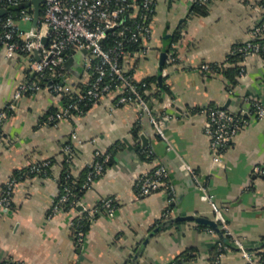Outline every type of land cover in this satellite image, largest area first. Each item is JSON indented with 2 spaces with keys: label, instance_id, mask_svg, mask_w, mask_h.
<instances>
[{
  "label": "crops",
  "instance_id": "crops-1",
  "mask_svg": "<svg viewBox=\"0 0 264 264\" xmlns=\"http://www.w3.org/2000/svg\"><path fill=\"white\" fill-rule=\"evenodd\" d=\"M155 1L152 34L123 59L122 67L140 83L159 78L164 50L174 54L175 60L166 63L161 74L166 90L163 100L171 102L167 140L135 105H114L120 89L82 114L43 127L42 119L50 112L64 110L63 96L48 87L25 94L17 110L0 125V195L12 177L32 164L50 161V175L20 178L12 208H0V263L213 264L220 233L196 222L167 225L144 245L155 229L178 216L215 221L209 196L248 250L254 252L264 241V176L255 173L256 167H264V119L249 118L221 162L214 160L205 132L208 108H224L238 115L251 102L264 103V56L253 54L242 61L244 73L234 87L223 73L234 47L252 39L262 17L263 0H211L194 13L192 8L199 0ZM86 56L82 52L72 56L65 84L68 93L90 80ZM29 71L27 56L8 58L0 50V112L27 81ZM160 102L154 100L155 111H162ZM68 145L75 150L74 177L85 175L96 151L107 154L115 149L113 162L83 193L79 205L50 217L62 193L59 181ZM148 149L151 153L142 152ZM184 163L195 170L207 193L181 168ZM161 165L175 186L172 203L164 192L139 197L140 177ZM108 198L117 201L114 216L98 209ZM84 208L98 212L89 222L84 247L78 248L72 222ZM168 210L171 215L166 219ZM219 264L248 261L232 247Z\"/></svg>",
  "mask_w": 264,
  "mask_h": 264
},
{
  "label": "built area",
  "instance_id": "built-area-1",
  "mask_svg": "<svg viewBox=\"0 0 264 264\" xmlns=\"http://www.w3.org/2000/svg\"><path fill=\"white\" fill-rule=\"evenodd\" d=\"M138 1V0H137ZM134 0H44L41 4V15L37 26H34V5L31 0H0V10L6 13L0 17V49H4L8 58L27 56L30 64L29 73L38 80L25 81L15 91L12 101L0 112V125L19 107V101L25 94L37 92L41 85L40 79L52 80L49 89L59 96H68L66 86L55 81L68 76L66 63L72 51H86V68L90 72V80L84 95L77 103L84 105L94 104L105 96L111 95L119 89L122 93L116 98V106L133 104L140 115H147L155 132L167 140L165 135L166 124L171 119L168 108L171 106L169 99L160 102L161 112L155 111L150 102L144 97L134 78L127 74L121 65L122 58L127 54L125 42L139 44L142 39L149 38L152 34L151 18L156 6L155 0H140L141 4ZM31 3L28 8L21 9L15 15L13 8H20L22 4ZM208 3L209 0H201ZM139 12L132 14V10ZM262 17L252 32V39L233 50V53H242L245 57L253 54L264 53V4H261ZM129 13V25L122 24L123 17ZM118 27V28H117ZM121 27V29H120ZM116 28V29H114ZM114 29V30H113ZM110 36L117 37V43L107 48L104 43ZM47 39V43L44 40ZM70 52V54H68ZM175 60L173 53H169L166 60L171 64ZM208 69L207 66H203ZM244 69L241 72L243 75ZM71 100L75 96L70 95ZM76 101L69 104L63 111L51 114L44 120L41 126L57 123L64 119L73 118L71 110L82 114ZM208 126L206 134L210 140V148L215 153L214 160L222 161V155L228 150L243 126L248 123L249 118L264 119V103L251 102L248 108L243 109L238 115L224 108L211 107L206 110ZM66 161L72 167L75 150L71 145L66 146ZM151 153V151H149ZM110 154L100 151L95 152V160L89 166V172L82 190L92 187L96 179L106 171V165L110 162ZM50 161L32 164L19 175L12 177L4 186L0 195V208L10 210L13 203V194L20 178L32 175L49 177ZM182 169L187 170L201 189L207 193V187L201 183L198 174L188 164H183ZM255 173L264 176V167H256ZM70 175L67 176L63 191L59 199L51 209L50 217L57 215L70 207L79 205L75 200L76 194L70 186ZM140 196H150L158 192H164L169 202L176 200L175 186L171 181L170 173L165 166H158L154 170L143 174L137 183ZM208 195V194H207ZM209 196V195H208ZM214 212V220L220 230L226 236H230L232 246L241 252L247 259L248 264H263L262 254L264 246L254 252L248 250L243 239L236 237L230 230L229 224L221 208L209 196ZM118 204L115 198L102 201L99 210L108 216H114ZM98 209H83V213L72 222L75 244L83 248L86 240V231L83 221L94 219ZM171 211L168 210L165 218H170ZM230 247L221 241L213 264H219L225 251ZM0 264H22L20 262L5 261Z\"/></svg>",
  "mask_w": 264,
  "mask_h": 264
},
{
  "label": "trees",
  "instance_id": "trees-1",
  "mask_svg": "<svg viewBox=\"0 0 264 264\" xmlns=\"http://www.w3.org/2000/svg\"><path fill=\"white\" fill-rule=\"evenodd\" d=\"M139 4H141L140 0L137 1ZM209 2H211V0H209ZM208 2V3H209ZM261 4H264V0L261 2ZM29 5H31V3H26V6L23 7V9L25 8H28ZM200 5H204L203 2H201V0H199L192 8V12H201L203 10L204 7L200 6ZM22 8H13L12 9V12L17 15L20 10ZM154 10H155V7H154ZM139 12L138 10H132V14L134 13H137ZM155 12V11H154ZM154 13L152 14V17H153ZM152 19V18H151ZM125 25H129L131 23L130 19L126 20L125 21ZM121 29V27H120ZM2 31V28H0V33ZM117 37L116 36H110L109 39L104 43V45L107 47V48H111L113 46H115V44L117 43ZM125 45V49L127 51V54L122 58L121 60V65L123 64L122 61L123 59L126 58L127 55H132L133 53H135V51H137L139 49V44H132V43H129L128 41H126L124 43ZM244 43H241V44H237L234 49L240 47V46H243ZM2 49V48H1ZM0 49V50H1ZM233 49V50H234ZM68 54H70V52H68ZM261 55L264 56V53L261 52ZM246 57L242 54V53H239V52H236V53H231L229 59H228V62L225 64L224 68H223V73L224 75L229 79V81L231 82V85L234 87L236 85H238L239 83V80L238 78L240 77L241 75V72L243 70V66L241 65L242 61L245 59ZM127 74H130L132 76L131 73H127ZM69 75V73H68ZM133 77V76H132ZM38 80V77L37 78H34L30 73H28V77H27V80L29 81H32V80ZM58 82L60 84H66L67 83V80H66V77L65 78H62V79H59L57 81H55V83ZM134 82L137 84V86L139 87L140 91L142 92V94L144 95V97L153 105L154 103V100H159V101H162L164 99V95H165V86L163 83H160L159 81V78L158 77H151V78H147L146 80H144L143 82H136V80L134 79ZM39 84L41 85V87H49V85L52 84V80L50 79H46V78H42L40 79L39 81ZM87 86L88 84L86 85H82L80 84V87L78 89H75L72 93H68L67 95L68 96H64L63 97V101L65 103L64 107L66 108L69 104L73 103L76 101H78L79 98H81L84 93L86 92V89H87ZM70 95H73L75 96V100H71L70 99ZM78 107L80 108V110H82V113L85 112L88 108H90L93 104L90 103L88 105H84L82 102L80 103H77ZM64 108V109H65ZM73 114H78L77 112L78 111H75V110H71ZM58 111H54V112H50L49 115L51 114H55L57 113ZM47 115L44 119H42V122L44 120L47 119V117L49 116ZM139 130V127L137 128L136 132ZM114 151L115 149L111 150L110 152H108L107 154H110L111 156V159H110V162L106 165V169L112 164L113 162V156H114ZM149 151L148 150H142V152L144 154H147ZM51 168V166H50ZM50 171V169H49ZM88 172H89V168H87L86 172H85V175L82 176V177H74L73 173H72V168L71 166L67 163V161L65 160L64 163H63V172H62V176L60 178V187H61V190L63 191V186H64V183L66 182V178L68 175H70V186L73 190V192L76 194V197H75V200L79 201L80 198L82 197L83 193L85 192V190H82V185L83 183L85 182L86 178H87V175H88ZM33 176V175H32ZM84 223V229L85 231H87V228H88V225H89V222L84 220L83 221ZM221 236V242L225 245V246H228L230 248H232V241H231V238L230 236H226L224 234L223 231H221V233L219 234ZM264 246V241L262 242L261 246L260 247H263ZM217 253V252H215ZM216 255V254H215ZM263 261V264H264V254H262V259ZM176 264H180V262H176Z\"/></svg>",
  "mask_w": 264,
  "mask_h": 264
},
{
  "label": "water",
  "instance_id": "water-1",
  "mask_svg": "<svg viewBox=\"0 0 264 264\" xmlns=\"http://www.w3.org/2000/svg\"><path fill=\"white\" fill-rule=\"evenodd\" d=\"M44 0H31V3L34 5V8H35V12H34V26L36 27L37 26V23H38V20H39V17L41 15V4ZM26 4H22L20 7L23 8L25 7ZM6 13V11L4 9L0 10V17L3 16L4 14ZM129 16V13H126L123 17V20H122V24L125 23V21L127 20ZM118 28V27H117ZM116 29V28H114ZM113 29V30H114ZM166 39L167 40H170L171 37L170 36H166ZM44 43H47V39L44 40ZM83 54L87 53L86 51H82ZM76 54V51H72L71 55H75ZM168 55H169V51L168 50H164L161 54V59H160V69H159V81L160 83H163V78L161 77V74H162V71L163 69L165 68V64H166V60L168 58ZM72 56H70L69 60L67 61L66 63V66L67 68H69V70H72V62H73V58ZM150 106L152 107V104H150ZM145 140V138H144ZM146 142V140H145ZM183 221H190V222H196L198 224H202V225H205V226H209L211 228H213L214 230H216L218 233H221V230H220V227L219 225L213 221V220H208V219H205V218H201V217H196V216H178L174 219H171L167 222H165L164 224H162L160 227H158L157 229H155L149 236L148 238L145 240L144 242V245H146L148 243V241L150 240V238L154 235L155 232L161 230L162 228L166 227L167 225H170V224H173V223H179V222H183Z\"/></svg>",
  "mask_w": 264,
  "mask_h": 264
}]
</instances>
